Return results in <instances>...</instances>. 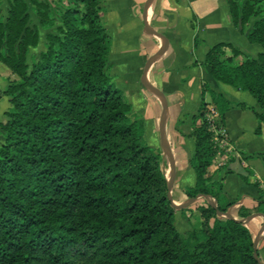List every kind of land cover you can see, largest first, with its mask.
I'll return each instance as SVG.
<instances>
[{
	"label": "trees",
	"instance_id": "16d2710c",
	"mask_svg": "<svg viewBox=\"0 0 264 264\" xmlns=\"http://www.w3.org/2000/svg\"><path fill=\"white\" fill-rule=\"evenodd\" d=\"M222 1L233 26L264 47V0ZM74 3L61 6L30 65L38 32L26 26L27 2L12 0L0 20V61L15 76L0 90L11 104L0 121V264H259L247 224L218 215L204 197L197 224L185 233L176 228L161 152L143 140L144 120L130 119V105L106 72L113 43L106 0ZM201 64L210 77L201 82L188 134L194 184L182 192L208 195L225 212L233 202L214 179L221 156L215 131L237 107L253 110L258 133L264 111L231 99L218 84L247 91L264 109V52L250 56L224 40ZM251 183L260 195L254 207L236 209L238 219L264 215V187Z\"/></svg>",
	"mask_w": 264,
	"mask_h": 264
},
{
	"label": "crops",
	"instance_id": "0c3cea01",
	"mask_svg": "<svg viewBox=\"0 0 264 264\" xmlns=\"http://www.w3.org/2000/svg\"><path fill=\"white\" fill-rule=\"evenodd\" d=\"M135 3L136 0H106L108 25L114 21L119 40L124 39L122 32L127 27L126 16L130 21L129 29L135 32L134 41L136 32L142 31ZM151 18L153 27L166 36L168 47L151 66L148 78L167 100L166 137L174 157L175 181L183 188L194 184V172L187 166L194 143L188 134L192 129L191 116L200 103L201 82L210 77L209 69L201 64L205 53L212 44L224 40L232 41L251 56L264 52V47L249 43L245 35L233 26L222 0H155L149 21ZM218 85L231 99L244 101L257 112L264 111L247 91L236 90L223 83ZM205 99H209L208 93ZM2 102L0 112L4 113ZM257 126L258 120L252 109L235 107L225 113L222 133L226 137L227 148L218 157L219 169L214 179L222 181L225 199L233 202L228 208L232 214L241 205L254 207L260 190L251 182L258 180L264 183V163L260 156L264 152V123L258 133L255 132ZM249 171L251 178H248ZM241 176H247V183ZM260 220L263 218L258 215L246 224L252 222L256 228Z\"/></svg>",
	"mask_w": 264,
	"mask_h": 264
},
{
	"label": "rangeland",
	"instance_id": "374dc122",
	"mask_svg": "<svg viewBox=\"0 0 264 264\" xmlns=\"http://www.w3.org/2000/svg\"><path fill=\"white\" fill-rule=\"evenodd\" d=\"M27 2V18L26 26L33 27L38 32L37 45L35 47H29V51L26 55V61L30 65L33 57H37L39 52L45 49L46 34L54 32L55 25L58 22L59 15L61 14V6L70 5L73 6L74 0H25ZM146 0H136V13L140 19L142 26L141 14L142 8ZM12 0H0V20L3 22L6 20L7 12ZM264 9V6H263ZM45 10L48 17H41V13ZM109 20V18H108ZM253 19H251L252 21ZM126 26L122 32L123 40L117 38V30L115 29L114 21L111 25H108V29L113 37L112 49L110 52L108 64L106 66V72L111 81L122 91L124 100L130 105V112L128 116L130 119L142 118L145 122V128L143 132V140L152 148L158 149L163 157V167L166 176L169 175V166L166 157L164 156L159 142L158 122L160 117L161 105L159 100L148 93L140 83V74L144 63L149 55L157 50L160 41L155 37H150L143 34L142 31L136 32V39L134 41V30L129 29L130 21L127 16L125 17ZM150 24L153 27V20L150 19ZM250 25V24H249ZM248 25V26H249ZM247 26V27H248ZM153 40V41H152ZM155 42V43H154ZM227 54L231 55V51L227 49ZM251 56V55H250ZM256 56V55H254ZM242 55L235 57L234 62L239 61ZM8 69V67L0 61V90H4L7 86V80L14 78ZM1 107H4V113L11 107L9 103V97L2 95L0 98ZM4 113L0 112V121L4 119ZM209 117V116H208ZM223 129H217L215 132L217 137L215 140L220 150V154L223 155L227 145L225 144V135L222 133ZM2 136L0 133V141ZM252 173L248 172V178H251ZM247 178V179H248ZM249 180V179H248ZM264 187V183H262ZM185 194L182 192V187L175 181L173 183L172 196L173 201L177 204L183 203L189 198L185 199ZM204 203L203 199L192 202L188 205L183 213L180 209L175 211V226L176 228L185 233L191 225H196L198 221L199 212L196 209L198 205ZM248 228L252 233L253 239L260 236L258 239L257 252L264 264V230L263 221L257 223L256 228L252 222L248 223Z\"/></svg>",
	"mask_w": 264,
	"mask_h": 264
},
{
	"label": "water",
	"instance_id": "95a60500",
	"mask_svg": "<svg viewBox=\"0 0 264 264\" xmlns=\"http://www.w3.org/2000/svg\"><path fill=\"white\" fill-rule=\"evenodd\" d=\"M154 1L155 0H146L143 5L142 14H141L142 32L143 34L147 36L155 37L159 39L160 44L157 50L147 57L144 63V66L142 68V72L140 74L139 80L143 88L148 93L155 96L159 100L160 105H161L160 117H159V122H158V131H159L160 147H161V150L164 156L166 157L168 161V166H169V175L166 176L167 198L175 209H181V208H185L188 205H190L192 202L195 201L197 197H204L208 200L211 206L216 210V213L218 215L223 216L225 218L235 219L243 223H247L252 218L260 215L263 218V227L261 229V231H263L264 230V215L263 214L253 213L244 219H238L232 215L230 210H227L225 212L218 210L215 201L211 200L208 195L198 194L196 197L189 198L188 200L180 204H177L173 201L172 190H173V183H174V177H175V162H174V157L171 151L170 144L168 143V140L166 137V122L168 118V104H167V100H166L164 93L154 84H152V82L148 78V73H149L151 66L164 54V52L166 51L168 47V40L166 36L160 31L156 30L154 27H152L149 21V15L152 11ZM259 237L260 236H257L255 239H253V256L259 264H263L257 252V245H258Z\"/></svg>",
	"mask_w": 264,
	"mask_h": 264
}]
</instances>
